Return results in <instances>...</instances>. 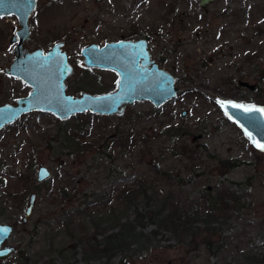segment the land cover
Returning a JSON list of instances; mask_svg holds the SVG:
<instances>
[{"label":"rangeland","instance_id":"obj_1","mask_svg":"<svg viewBox=\"0 0 264 264\" xmlns=\"http://www.w3.org/2000/svg\"><path fill=\"white\" fill-rule=\"evenodd\" d=\"M62 2L53 21L50 17L40 25L33 47L47 50L52 44L47 35L52 28V38L70 37L65 50L76 65L68 81L70 94L116 90L118 79L114 73L86 71L81 58L86 44L101 39L100 21L111 24L115 19L118 37L136 35L132 25L137 24L139 34L152 27L154 55L163 53L167 58L163 67L176 77L181 91L158 115L151 114L158 109L150 102L135 104L122 117L79 114L84 118L76 124L84 123L85 135L91 133L86 141L95 143L93 149L84 152L68 148L61 132L74 127L69 121L79 115L63 121L49 113L33 112L2 129L0 222L14 227L6 244L15 246L16 252L0 264H226L228 260L209 255L205 246L197 250L183 244L172 232L154 224L140 230L146 242H132L124 250L106 255L101 252L105 238L118 232L108 227L112 223L97 232L74 233V227L81 229L80 218L74 212L85 213L93 203L98 206L89 212L96 213L105 206L119 208L121 192L133 187L141 174L152 175L148 170H153L160 159L164 160L168 177L157 191L166 195L174 192L177 202L190 209L192 206L194 211L206 191L239 192L241 204L226 213L218 228L234 242L228 249L230 257L240 250L260 252L264 246V152L253 147L225 114L222 104L264 108V0H217L208 12L201 8L200 0H116L114 18H104L94 4L86 11L70 6L69 1ZM8 25L12 29L14 22L9 20ZM14 58L8 42V57L0 55V105L14 103L32 89L4 73ZM242 82L254 86V90L241 86ZM140 113L145 118H138ZM118 127L145 134L141 146L148 167L129 152L121 153L111 145L112 139L106 140ZM172 128L177 133L162 135L163 130ZM183 144L193 152L181 155ZM113 151L115 158L105 160L97 170L95 158H104ZM219 160L240 165L225 175ZM40 166H46L52 174L43 183L37 181ZM61 190L66 191L65 198ZM31 194L38 195L36 210L24 224L22 218ZM74 220L76 224L70 225ZM203 220L205 217L196 218V225ZM96 242L102 245L95 255L92 251L96 250ZM64 248L67 252L60 255Z\"/></svg>","mask_w":264,"mask_h":264},{"label":"water","instance_id":"obj_2","mask_svg":"<svg viewBox=\"0 0 264 264\" xmlns=\"http://www.w3.org/2000/svg\"><path fill=\"white\" fill-rule=\"evenodd\" d=\"M216 0H200L201 7L207 10ZM37 6L36 0H0V16H16L22 26L21 34L29 32V17ZM23 42V41H22ZM143 42V41H138ZM137 41H121L100 48L96 44L82 50L83 65L91 69L109 70L118 74L120 83L116 90L103 94L82 92L74 96L68 92V81L75 74V67L68 54L63 51L64 43L56 44L48 53L42 49L29 50L20 44L14 49V60L7 73L31 86L26 97L18 98L14 103L0 105V131L12 125L24 115L33 112L49 113L60 120H68L75 115L91 113L98 116L122 117L129 108L139 102H150L160 109L176 99L181 91L176 77L161 68L150 53H139L134 50ZM143 61L140 66V59ZM67 69V70H66ZM241 86L254 90V86L242 82ZM231 102L222 104L225 114L245 133L253 147L264 144V113L246 112L243 108L233 107ZM71 106L74 111L67 109ZM87 110H80L82 108ZM259 108V107H255ZM186 113H183L185 116ZM46 173V175H45ZM46 166H40L37 172L38 183L51 177ZM37 194H31L22 222L28 223L36 210ZM0 227L10 231L0 238V260L12 256L16 247L6 244L14 233V227L0 222Z\"/></svg>","mask_w":264,"mask_h":264},{"label":"trees","instance_id":"obj_3","mask_svg":"<svg viewBox=\"0 0 264 264\" xmlns=\"http://www.w3.org/2000/svg\"><path fill=\"white\" fill-rule=\"evenodd\" d=\"M160 110L161 108L151 114L158 115ZM89 116L87 115V117ZM145 116L143 113L137 114V117L141 119L145 118ZM147 116L150 117L151 115L148 114ZM82 118H84V115L75 117L69 121V123L75 124L74 127L61 130L65 135L67 147L73 149L75 152L91 150L95 144L86 141L87 138L91 137V133L85 135L84 123L76 124ZM175 133H177V130L172 128L163 130L162 135L168 137ZM145 137V134L137 132V130H126L118 127L115 129V133L111 137H107L106 140L110 141L112 139L114 142L111 145L116 149H120L121 153L124 151L129 152L139 159V163L142 166L148 167L144 159L145 152L141 146V141ZM180 149L183 151L181 155L185 156L193 152L188 144H183ZM114 151L112 154L106 153L104 158L101 155L95 158L98 165L96 167L97 170L104 166L105 160L115 158ZM163 163L164 160L162 159L157 161L154 164L153 170H150L151 168L148 170L152 175H149L148 172L141 174L138 176L133 187L126 188L121 192L120 200L122 201L120 202L122 204L119 208L105 206L98 209L96 213L89 212L98 206L97 203H93L91 205L93 207L87 206L88 208L85 213L83 211L81 213L74 212L75 216H79L80 218L78 226L81 227V229L74 227V233L88 232L92 229H95L97 232L103 226L112 223L113 225L108 227L118 229V232L105 238V245L101 252H104L106 255L108 252L115 251L116 249L117 251L124 250L132 242H146V236L140 230L145 229L148 224H154L159 229L172 232L183 244L193 245L197 250L205 246L209 255L228 260L226 264H238L239 262H244V264H264V246L260 252L240 250L233 257H230L228 249L233 246L234 242L230 241L229 237L223 236L221 230L218 228L226 213L230 209H237L241 204L239 192L232 189L206 191L207 195L202 198V201L198 203L194 211L192 206L190 209L186 205H183L182 202H177L176 197L174 199V192H169L166 195L164 192L157 191L156 188L159 189L158 186L162 180L168 177L167 171L163 168ZM219 164L224 168L225 175L240 165L238 162L229 160H219ZM113 173L114 171L111 174ZM190 180L193 181L192 179ZM150 183H152L153 187ZM61 195L62 198H65L66 191L61 190ZM174 201L176 203H173ZM142 203H145L146 206H143ZM73 217L71 216L70 218L73 220ZM199 217H205V220L201 221V224L196 225V218ZM124 219L125 222L122 223ZM76 221H71L70 225L76 224ZM153 235L156 236L157 233ZM101 245V243L96 242V250L92 251V253L95 255L100 253L98 247ZM66 252L67 249L64 248L60 251V255H64Z\"/></svg>","mask_w":264,"mask_h":264},{"label":"flooded vegetation","instance_id":"obj_4","mask_svg":"<svg viewBox=\"0 0 264 264\" xmlns=\"http://www.w3.org/2000/svg\"><path fill=\"white\" fill-rule=\"evenodd\" d=\"M37 1V6L34 12L31 14L29 17V22H28V28L29 32L27 35L21 34L20 32L22 31V26L20 23V19L14 15L9 16V15H3L0 16V55L4 56V58L8 57V42H10L12 46V54L14 52V49L18 47L20 44H22L24 47H26L29 50H36V49H42L44 53H48L56 44L58 43H64L63 46V51H65L68 54V58L70 62L74 65V62L71 60L70 53L65 50V47L67 46V43L70 42V37H65V38H52L54 33V29L49 30L48 39L52 44L48 45V49L45 50L43 47H36L34 48L33 46L37 44V35H38V30L40 25L45 22H48V19L51 17V21H53V18L58 11L59 7L63 6L62 1H69L70 6L74 7H79V8H87L85 9L86 11L91 10L90 6H93V4L100 9L101 14L104 16H112L113 18L116 15L117 11V5L115 3L116 0H45L42 2V0H36ZM217 1V0H216ZM68 4V3H67ZM201 6V4H200ZM202 8V7H201ZM203 9V8H202ZM209 7L207 10H204L205 12H208ZM9 20H12L14 22V25L12 26V29L9 28L8 22ZM116 19L114 22L110 24L107 20H102L100 21L98 25V30H99V41L97 42H90L86 44L82 50L90 46L92 44L98 45L100 48L106 47L108 44L112 43H118L121 41H133V42H138V41H143V42H138L139 45L134 48L136 52H139L140 54L144 52H149L152 59L156 60V62L160 65L161 68L163 67V64L165 61H167V58L162 54L158 55L155 57L154 55V50L156 47V42L154 41L153 37L154 35L151 33V26L149 27L150 30H146L145 33L139 34L140 28L137 27L136 25H132V30H134L136 35H131V36H124V37H118L117 36V26L115 24ZM140 25V23H138ZM148 27V26H146ZM11 29V31H10ZM105 30L107 31V34L105 33ZM138 30V31H136ZM11 32V33H10ZM23 41V42H22ZM32 47V48H31ZM82 50H81V58H82V65H83V57H82ZM143 61V57L140 59V66ZM13 63V62H12ZM12 65V64H11ZM10 65V67H11ZM10 67L4 68V73L7 76L13 77L7 73V70L10 69ZM75 67V72H76V65ZM84 70L89 71V70H96V69H91L84 67ZM165 69V68H164ZM100 70V69H97ZM100 71H108L112 72L116 75L118 81H119V76L117 73L109 70H100ZM16 78V77H13ZM18 79V78H17ZM177 80V79H176ZM118 85V83H117ZM16 252V251H15ZM11 257V256H10Z\"/></svg>","mask_w":264,"mask_h":264},{"label":"snow or ice","instance_id":"obj_5","mask_svg":"<svg viewBox=\"0 0 264 264\" xmlns=\"http://www.w3.org/2000/svg\"><path fill=\"white\" fill-rule=\"evenodd\" d=\"M66 70H67V69H66ZM117 83L119 84L120 81H117ZM233 107L243 108L244 111H246V112H250V111H259V112L264 113V108H255L254 106H252V107H246V106H243V105H233ZM67 110H68L69 112H71V111H74L75 109H73L71 106H69ZM80 110H87V108L85 107V108H82V109H80ZM257 147H260V148L264 149V144H259V143H258V144H257ZM45 175H46V173H45ZM9 231H10V229H8V228H6V227H0V238L5 237L6 234H7Z\"/></svg>","mask_w":264,"mask_h":264}]
</instances>
